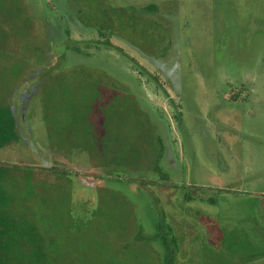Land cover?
I'll list each match as a JSON object with an SVG mask.
<instances>
[{
  "label": "rangeland",
  "instance_id": "rangeland-1",
  "mask_svg": "<svg viewBox=\"0 0 264 264\" xmlns=\"http://www.w3.org/2000/svg\"><path fill=\"white\" fill-rule=\"evenodd\" d=\"M0 105L46 264H264V0H0Z\"/></svg>",
  "mask_w": 264,
  "mask_h": 264
},
{
  "label": "trees",
  "instance_id": "trees-1",
  "mask_svg": "<svg viewBox=\"0 0 264 264\" xmlns=\"http://www.w3.org/2000/svg\"><path fill=\"white\" fill-rule=\"evenodd\" d=\"M145 9L153 10L155 8L149 5ZM75 51L77 52L79 49L75 48ZM49 68H51V65H49ZM68 90H70L68 94L75 97L74 93L72 94V90L69 88ZM73 108L74 112H77L76 116L78 117L76 118L80 119L82 114L81 112L78 113L76 101ZM17 123L18 117L15 113L9 108H4L0 105V148L20 141L21 137ZM80 127L78 124L72 123V128L70 126V129L64 132L67 142L73 144L76 137H81V133H84L86 129H81ZM105 128L109 133L110 126L107 124ZM108 137H110V134L107 135L106 139ZM93 138H90V140L85 138L84 140H87V146H91L93 143L95 145L94 149L98 150L97 153L99 155V145L95 143L98 140H93ZM52 170L56 171L53 174L57 176L61 173L54 168ZM8 175L9 167L0 165V264H46L49 253V238L47 237V229L42 218L43 206L47 203V198L40 194L41 196L37 201L35 194L37 192L39 194L43 189L41 188L42 186H47L52 175H47L46 181H33V177L29 176L27 178L30 179L28 182L27 179L24 182L20 180L19 185L12 184L11 188L8 186ZM71 176L70 178H72ZM17 181L15 179V183ZM38 188L39 190H37ZM37 213H40L41 216L37 215ZM30 214L33 216H30ZM165 243L167 249L163 264H176L175 250L173 247L171 248V242L165 240Z\"/></svg>",
  "mask_w": 264,
  "mask_h": 264
},
{
  "label": "crops",
  "instance_id": "crops-1",
  "mask_svg": "<svg viewBox=\"0 0 264 264\" xmlns=\"http://www.w3.org/2000/svg\"><path fill=\"white\" fill-rule=\"evenodd\" d=\"M19 93V92H18ZM25 95H26V90H24L23 91V93H22V99H21V102L23 101L24 103H25V100H26V98H25ZM18 108H19V106H17L16 105V107H14V113H15V115L18 117ZM17 126H18V130H19V133H20V125H19V117H18V123H17ZM20 141L22 140V136L20 135ZM16 142H18L19 143V141H16Z\"/></svg>",
  "mask_w": 264,
  "mask_h": 264
}]
</instances>
